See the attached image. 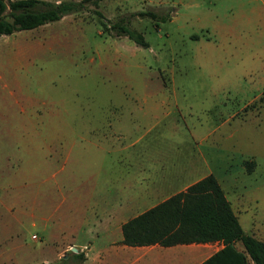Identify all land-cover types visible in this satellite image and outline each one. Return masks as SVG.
<instances>
[{"label": "rangeland", "instance_id": "1", "mask_svg": "<svg viewBox=\"0 0 264 264\" xmlns=\"http://www.w3.org/2000/svg\"><path fill=\"white\" fill-rule=\"evenodd\" d=\"M121 17L147 46L100 24ZM263 62L262 0H99L0 35V264L37 261L31 235L121 145L206 160L264 227Z\"/></svg>", "mask_w": 264, "mask_h": 264}, {"label": "crops", "instance_id": "2", "mask_svg": "<svg viewBox=\"0 0 264 264\" xmlns=\"http://www.w3.org/2000/svg\"><path fill=\"white\" fill-rule=\"evenodd\" d=\"M261 66L264 82V62ZM116 149L118 157L101 163L96 177L92 173L72 180L70 202L74 207L60 212L61 220L55 225L42 228L36 237L31 235L38 241L40 257L28 264H72V253L78 252L83 255L79 264H201L223 246L221 241L170 246L123 244L124 222L213 172L206 160L200 164L190 151L184 155L180 148L143 144L132 150L127 145ZM217 181L243 231L264 242V227L257 220L249 222L244 218V196L230 189L228 195L223 183ZM235 246L243 249L240 242Z\"/></svg>", "mask_w": 264, "mask_h": 264}, {"label": "trees", "instance_id": "3", "mask_svg": "<svg viewBox=\"0 0 264 264\" xmlns=\"http://www.w3.org/2000/svg\"><path fill=\"white\" fill-rule=\"evenodd\" d=\"M98 1L0 0V35L58 20L64 15L84 10L88 3L97 5ZM95 13L102 19L99 11L95 10ZM137 14L150 18L156 26L158 21L168 18L150 10ZM100 24L108 33L124 35L137 45L147 46L143 35L130 27L127 17L109 25L101 20ZM121 231V242L131 246L221 241L223 246L201 264H248L249 261L264 264V242L243 231L224 191L211 173L185 191L130 218L122 224ZM236 242L242 244V250L236 248ZM72 254V264L83 260L81 253Z\"/></svg>", "mask_w": 264, "mask_h": 264}, {"label": "built area", "instance_id": "4", "mask_svg": "<svg viewBox=\"0 0 264 264\" xmlns=\"http://www.w3.org/2000/svg\"><path fill=\"white\" fill-rule=\"evenodd\" d=\"M32 237H35V235H33Z\"/></svg>", "mask_w": 264, "mask_h": 264}, {"label": "water", "instance_id": "5", "mask_svg": "<svg viewBox=\"0 0 264 264\" xmlns=\"http://www.w3.org/2000/svg\"><path fill=\"white\" fill-rule=\"evenodd\" d=\"M74 250V249H73Z\"/></svg>", "mask_w": 264, "mask_h": 264}]
</instances>
